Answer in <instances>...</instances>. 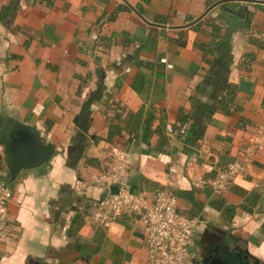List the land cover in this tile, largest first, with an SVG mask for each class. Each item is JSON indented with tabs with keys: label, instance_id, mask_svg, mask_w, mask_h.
<instances>
[{
	"label": "crops",
	"instance_id": "0c3cea01",
	"mask_svg": "<svg viewBox=\"0 0 264 264\" xmlns=\"http://www.w3.org/2000/svg\"><path fill=\"white\" fill-rule=\"evenodd\" d=\"M119 6L129 10L113 19ZM210 18L219 44L204 58L195 44L212 42ZM263 41L264 0H0V183L13 191L0 264H151L135 218L110 230L89 221L106 193L91 176L113 154L128 159L132 191L172 194L195 220L190 264H264V151L211 193L264 127ZM20 126L55 153L10 183Z\"/></svg>",
	"mask_w": 264,
	"mask_h": 264
},
{
	"label": "built area",
	"instance_id": "2783aa9c",
	"mask_svg": "<svg viewBox=\"0 0 264 264\" xmlns=\"http://www.w3.org/2000/svg\"><path fill=\"white\" fill-rule=\"evenodd\" d=\"M187 130L188 125H185L179 133L185 135ZM263 151L264 127H260L241 155L217 173L211 182L212 195L222 196ZM91 183L106 192L88 208L92 225L110 230L125 217L135 218L147 231V254L151 264H190L196 222L179 211L176 196L159 192L150 200L132 191L128 159L123 154H113L105 167L91 176ZM113 188L118 191L113 192ZM12 199L10 186L0 183V245L8 238Z\"/></svg>",
	"mask_w": 264,
	"mask_h": 264
},
{
	"label": "water",
	"instance_id": "95a60500",
	"mask_svg": "<svg viewBox=\"0 0 264 264\" xmlns=\"http://www.w3.org/2000/svg\"><path fill=\"white\" fill-rule=\"evenodd\" d=\"M227 12L234 14L231 9H225ZM239 18H243L241 13H238ZM202 16L198 21H200ZM198 21L193 22L187 27L196 24ZM7 132V130H6ZM10 141L7 143L10 151L8 174L9 181L13 183L18 175L24 170L38 169L50 161L55 153L53 144H42L41 134L37 130H33L28 126H20L16 131L9 134ZM5 142V139H3ZM117 188H113V192H117ZM204 264H234L226 263L218 258H208Z\"/></svg>",
	"mask_w": 264,
	"mask_h": 264
},
{
	"label": "trees",
	"instance_id": "16d2710c",
	"mask_svg": "<svg viewBox=\"0 0 264 264\" xmlns=\"http://www.w3.org/2000/svg\"><path fill=\"white\" fill-rule=\"evenodd\" d=\"M126 9H128L126 6H119V7L117 8L115 14H113L111 17H112L113 19L116 18V15H117L118 13H120L121 11L126 10ZM232 9H233V7H232ZM128 10H129V9H128ZM140 10H141V9H140ZM252 18H253L252 14L247 15V16L245 17V19L243 20L242 28H244V29H250L251 24H252ZM205 24H208L209 26L212 27V37H213V40H212V42H211L210 44H201V43H196V44H195V47L198 48L199 50H201V51L204 53V58H205V56H206L211 50H213V49H211L212 47H216V46L219 44L218 39H219V37H220L219 32H220V30H221V28L218 26L219 24H216V19H215V18H210V20L205 21ZM201 25H202L201 23L197 24V25H196V28H199ZM184 44H185V43H182V45H184ZM262 48H264V41H263ZM148 66H150V65L148 64ZM138 90H139V87H138ZM229 95H232V92H229L228 95H226V97H224V99H223V100L221 101V103H220V108H222L226 113H227V111H226V109H225V106H226L227 103L229 102V98L227 97V96H229ZM263 106H264V103H263ZM180 122H181V123H184L185 121H183V120L181 119ZM114 129H115L114 131H112V132L110 131V135H111L110 137H113L114 135L120 133L119 129H117V128H114ZM187 131H188V130H187ZM187 131H186V133H187ZM186 133H185V135H186ZM1 161H2V156H1V154H0V162H1ZM7 180H8V178H7ZM226 211L228 212L229 215H233V213H234L233 209H231V208H227Z\"/></svg>",
	"mask_w": 264,
	"mask_h": 264
}]
</instances>
